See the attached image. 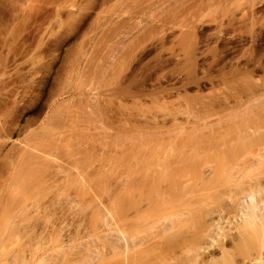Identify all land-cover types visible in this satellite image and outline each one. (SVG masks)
I'll list each match as a JSON object with an SVG mask.
<instances>
[{
  "label": "rangeland",
  "instance_id": "374dc122",
  "mask_svg": "<svg viewBox=\"0 0 264 264\" xmlns=\"http://www.w3.org/2000/svg\"><path fill=\"white\" fill-rule=\"evenodd\" d=\"M261 121L264 122V0H0V207H8L3 212L10 214L2 219L1 215L5 217V213L0 211V230L5 232L6 228H14L12 232H16L17 228L25 226L19 231L25 237L21 235L24 242L19 240V247L14 242V239H22L18 231V237L8 233L12 236L11 241L5 238L7 236L0 238L17 245V248L14 246L16 249L8 245L15 251L9 249V242L7 247L4 246L17 254L16 258L21 260L26 254L27 258L22 257L21 264L26 259L31 260L35 250L42 251L36 247L50 236L48 231L51 235L60 232L62 238L65 237L63 240H67L62 244L61 237H56L63 245L60 244L63 248L59 246V249L53 236L58 250L51 243V236L46 240L48 245L51 244L44 246L48 253L58 252L54 251L52 264L56 261L71 264L72 260L74 263L78 260L75 264H101L102 258L104 264L111 263L114 254L123 258L127 255L126 250L130 254L136 247H148L153 240L155 244L150 243L154 244L150 254L157 253L161 247L160 258L155 260L153 255L156 253L152 255L155 259L148 254L154 261L144 258L148 264H243L247 252L242 245L238 246L240 242L236 237L240 235L236 236L238 228L233 227L236 223L229 225V220L218 221L220 230L213 236L216 243L207 255L202 251L200 254L201 249L195 246L197 243L190 240L195 230L189 229L190 233L183 230L198 214L197 208L192 210L194 216L187 209L179 213L169 210L170 214L166 210L167 215L164 204L173 203L177 197L190 200L191 194L195 193L192 190L201 186L202 179L185 190L181 187L182 193L174 183L178 182L174 180L180 176L176 173L180 165L187 168L197 161L186 173L192 175L195 173L193 168L198 167L196 172L200 174L205 169L200 166L205 158L201 157L203 162H199L201 159H195V155L209 154L212 163L208 165H214L213 159L225 136L229 139L234 132L244 133L249 126L264 124ZM184 158L188 165L180 163ZM156 162L167 168H164L166 171L159 170L161 174L155 177L158 168H162L161 165L153 167L157 170L152 169ZM150 163L154 164L149 165L150 173L146 170L151 174L148 177L142 169ZM263 165L261 169L254 166L255 170L248 171L246 177H258L262 172L263 175ZM128 170L140 172L132 178ZM127 171L130 182L129 177L126 179ZM204 174L206 183L214 179V175H209L211 172L204 171ZM258 179L255 177L256 181ZM237 181L240 182V178ZM237 181L234 183L238 184ZM236 186L232 185V195ZM241 187L238 193L242 191ZM256 189L252 196L249 193L252 190L247 191L249 197L255 198L253 202L247 198L246 203H242L252 208L245 206L246 213L244 206H240V209L243 206V214L249 217L245 219L252 229L248 224L244 225L245 219L243 225L251 229L249 234L252 235L261 230L264 233V189L261 193L258 192L260 188ZM209 190L211 193L205 192L208 195L201 201L204 204L208 201L209 205L214 201L211 208L215 202L218 204L220 195L229 197L225 196L228 190L222 189L221 194V190ZM196 194L192 195L201 199ZM196 197L193 198L199 202ZM223 198L221 200L225 202ZM182 199L179 200L183 205L187 200ZM201 201L199 203L203 204ZM33 203L36 211L31 209ZM159 206L165 213V216L159 214L162 220L157 218L158 222L152 219L153 222L145 223L141 218L144 222H138L142 212L148 213ZM128 209L143 211L140 210L136 220L139 226L136 227L133 221L136 229L133 225V229L132 226L126 228L125 225H131L132 221L127 222L122 228L128 232L125 230L122 235L117 231L121 228L115 227L110 217H122ZM158 209H155L156 214L160 213ZM107 212L112 216L108 217ZM94 220L99 224L109 221L106 226L111 223L117 228L112 227L117 231L115 234L120 236L109 232L111 224L107 228L105 224L97 225L100 229L103 226L104 235L108 232L105 237L102 231L99 233L105 241L98 234L99 240L104 242L99 244L101 241L96 242L97 236L93 234ZM240 225H237L239 231L245 228ZM52 226L61 227L55 230ZM181 227L186 232L182 231L183 237L179 234L181 231L178 232ZM87 229L91 230L89 234ZM232 229L236 232L237 246L233 244ZM41 231L47 234L44 236ZM176 232L181 236L177 234V237ZM82 233L85 234L80 237H84L83 242H90L85 238L88 235L91 238V233L96 240L92 237L91 243L78 244ZM38 234L45 240L38 243ZM173 234L175 238H171ZM169 235L165 244L158 242L162 246L155 242L159 237ZM261 236L264 239V234ZM2 239L1 244L4 243ZM170 239L173 240L168 241ZM182 241L186 244L182 245ZM27 244L34 246L33 250ZM101 245L108 249L100 251ZM26 247L30 248L27 252ZM7 251L10 257L14 256ZM123 251L124 256L120 253ZM37 252L34 257L38 258L42 252ZM6 253H1L5 255L3 258L0 254V264L8 258ZM105 257L111 259L106 261ZM12 259L9 261L18 264V258L17 261ZM30 262L28 264L34 263Z\"/></svg>",
  "mask_w": 264,
  "mask_h": 264
},
{
  "label": "bare ground",
  "instance_id": "6f19581e",
  "mask_svg": "<svg viewBox=\"0 0 264 264\" xmlns=\"http://www.w3.org/2000/svg\"><path fill=\"white\" fill-rule=\"evenodd\" d=\"M261 122H262V121H261ZM262 123H264V122H262ZM247 125H248V124H247ZM251 126H252V125H251ZM252 127H253V129H251ZM252 127L249 126V127H248L249 130L246 129V131H245L244 133H241L242 131H241V132H238V134H237L236 132H234L235 134L231 135V137H230L231 139H230V138L227 139V136H225V137L223 138V140H224L225 138H226L227 140L225 139L224 142H223V140L221 139L222 142H223L222 144H220L221 148H220V146L217 147V149L220 148V149H219V152H217V153L215 154L216 157H214V159H213L214 161L212 160L213 163H214V165H208L209 163H212V162H211V159H210V160L208 159V157H209L208 155H209V154H208V155L205 154V153H202V154H199V155L197 154V157H196V155H195V159H201V160H198L199 162L202 161V158H203V157L205 158V159H203V161H204L203 165H200V166H202V167L205 168L206 170L203 169V172H201L200 174H199V173L197 174V172H196V169H197L198 167H197L196 169L193 168V169L195 170V173L193 172L194 174H193V173H192V175L187 174V173H189L188 168L191 169L192 166H193V164L195 165L197 161H196L195 163H193V164L191 163L192 166L187 167V168H186V167H183V166H181V165L179 164L181 167L179 166L178 171L176 170L177 172H176V171H175V172H176L177 174L180 173V174H179L180 176H179V178H178L177 180H174V181H178V182H174V183H176V186L179 187L180 189H181V187H182V188L185 190L186 187H191L192 184H194V183L196 184L197 182H200V181H197V180H201V179H202V180H201V182H202V183H201V186H202V187L199 186V188H197V190H196V189H195V190H192V191L195 192V193H192V192H191L193 195L196 194V193L198 192L196 195H197V196L200 195V196H201V199H200L199 196L196 197V196H193V195L191 194L192 197L190 196V197H191L190 200H189V199H188V200H187V199H184V197H182L183 199H182V198H179V199H182V201L187 200V201H185V202L183 203V205H182L181 200H179L178 197H177V199L175 198V201L173 200V201H174L173 203H175L176 201L179 200V201L181 202V204H180L179 201H178L177 203H175V204H173V203H171V204H164V205H165V208H164V209H165V212H167L166 210H168L169 214H170L172 211H173V212H174V211H178L177 213H179V211H182V210L184 211V209H187L186 211H191L192 213H191V212H190V213L194 216L195 211H192V210H193V208H194L195 210H196V208H197L196 212L198 211V214H195L196 216H194V220H193L192 215H191V218H192V220H193V221H192L193 223L190 222V221H188L187 224H188V223H189V224L187 225L186 229L183 228V230H185V231L188 230V231H187L188 233L191 232V231H189V229H193V231L195 230V231L192 233V237H193V238L191 237L190 240H193L194 242H196L197 244L194 243L193 245L196 244V245H195V246L197 247L196 249H198V247L201 249L200 251L198 250L199 253L201 254V251H202L203 253H205V255H207L206 253L210 250V248H213V247H212L213 244L216 243V242H214V238H215V237L213 238V236H215L214 234L217 233V232L220 230V229L218 230V228H219L218 226L220 225V223H219L218 221H221V222H225V221H226V222H227V221L229 220V223H228L229 225H230L231 223H232L231 225H233V223H234V224L236 223V224H235L236 226L233 225V227H234V228H235V227L238 228V229L235 228L236 231H237V233L235 232V230L233 231L234 228H233L232 231H230V232H231V237H233V239H234V243H233L234 246H237L238 244H239L238 246H241V245H242L243 249L247 252V253L244 255V257H243V260H242V261H243V264H264V239H261V238H260V237H263V236H261V235L264 234V233L262 232L263 230H261V232H257V233H259V234H257V235H256V234L252 235L251 233H250L251 235L249 234L250 230L252 229V228H251L252 226L249 225V222L247 221L248 219H245V218L248 217V216L245 215V214L247 213V208H249V207L252 208V206H251V205H248V206H249V207H248L247 205H245V206L247 207V208L245 209V206L242 204V203H244V202L246 203V199H247V198H248L247 201L250 200L249 198H251V200L254 198V197H251V196H252L251 193H253V191H254L253 194L255 195V192H256V191H255V188H258V189L260 188L259 190L256 189V190H258V192H260V193H261V191H262V188L264 189V177H263V179H261L262 176H264V174L262 175L263 172H262L261 174H258V177H257V175H256V176H255V175H249V176H251V178L254 177L253 179H251L250 177H246V175L249 173L248 171H251L252 169H254V166H255V168H256V167H257V168L260 167V169H261V165H263L262 163H264V161H263V158H264V144H263V143H264V124H261V123H260V124H257V127H256V126H255V127L252 126ZM245 128H247V126H246V127H242V129H244V130H245ZM240 130H241V129H240ZM244 130H243V131H244ZM240 134H242V136H240ZM234 136H235V137H234ZM237 136H238V137H237ZM239 136H240L241 139L244 140L246 143L243 142V141H241V139H238ZM242 137H243V138H242ZM262 144H263V147L261 146ZM259 148H260V149H259ZM255 149H256L257 151H256ZM218 153H220V154H219V156L217 157ZM198 157H199V158H198ZM201 157H202V158H201ZM186 160H187V159L184 158L183 160H181L180 163L185 165V164L187 163ZM203 161H202V162H203ZM260 163H261V164H260ZM153 164H154V163H153ZM153 164H152V163L147 164L148 166L145 165L144 170L142 169V171H145V172H144L145 175H149V173H150V171H149V170H150L149 165L151 166V165H153ZM157 164H158V163L156 162V163L154 164V166H152L151 168L157 170L156 168H153V167L156 166V167L158 168V167L161 166V165H162V168L159 167L160 169L158 168V171H159V170L161 171V169L167 168V167H165L166 165L163 166L164 164H162V163H161V164L159 163V164H160L159 166H158ZM168 164H169V163H168ZM259 164H260V166H259ZM186 165H188V164H186ZM189 165H190V164H189ZM256 165H258V166H256ZM263 166H264V165H263ZM182 167L184 168V170H183ZM193 167H194V166H193ZM195 167H196V166H195ZM148 168H149V169H148ZM174 168H175V167H174ZM181 168H182V170H181ZM257 168H256V169H257ZM186 169H187V171H186ZM193 169H192V170H193ZM146 170H147V172L149 171L148 174L146 173ZM155 170H152V171H155ZM164 170H165V169H164ZM169 170H170V169H169ZM173 170H175V169H173ZM254 170H255V169H254ZM254 170H253V171H254ZM128 171H130V173H132L131 170H128ZM128 171H127V172H128ZM132 171H135V169H132ZM160 171H159V173L157 172V173L155 174V177L158 176V174H161ZM162 171H163V170H162ZM165 171H166V170H165ZM204 171H207V174L211 172V174H209V175H210V176H213V175H214V179H213L212 177H211L212 179L209 177L211 180H209L210 182H208V180H207V183H206V182L204 181V180H205L204 177L206 176V174H204ZM208 171H209V172H208ZM256 171H257V170H256ZM138 172H140V171L138 170L137 173H136V172H135V173L133 172L132 175H130V173L128 172V173H126V175L128 174V175L132 176V178H133V174H134V176H136L135 174H138ZM171 172H174V171H171ZM175 172H174L173 174H176ZM186 172H187V173H186ZM245 172H246V174H245ZM141 173H142V172H141ZM182 173H183V174H182ZM184 173H185V174H184ZM205 173H206V172H205ZM239 173H240V174L244 173L245 177H243V176H244L243 174L240 176ZM251 173H252V171H251ZM203 174H204L205 176H204ZM128 175L126 176V179L129 177L130 180H129V179H127V180L130 182V181H131V177L128 176ZM145 175H144V176H145ZM238 175H239V176H238ZM142 176H143V174H142ZM247 176H248V175H247ZM259 176H260V177H259ZM145 177L147 178V176H145ZM148 177H151V174H150ZM238 177L240 178V182L242 181L241 183H240L239 181H237V179L239 180ZM241 177H242V178H245V179H242V180H241ZM255 177H256V178H260V179H258V181H256V180H255ZM234 178L236 179V181L238 182V184L240 183V185H239L240 187H241V184L243 183V184H242V187H241V188H242V189H241L242 191L239 190V191H240L239 193H238L237 190H238L240 187L238 186V184H235L236 181H234V180H235ZM247 178H249L248 181H247ZM250 179H251V180H250ZM146 180H147V179H146ZM244 180H245V183L243 182ZM252 180H253V181H252ZM254 180H255V182H254ZM259 180H260V181H259ZM234 182H235V183H234ZM177 183H179V184H177ZM262 184H263V185H262ZM180 185H182V186H180ZM216 185H218V186H216ZM232 185H237V186H238V187L236 186L238 189H236V187H233V189L235 188V190H236V192H235V190H233V192L236 193V194L234 193L233 195H232V193H230V192L232 191ZM184 186H185V187H184ZM211 186H212V187H211ZM230 186H231V188H230ZM262 186H263V187H262ZM205 187H206V188H205ZM214 187H215V188H214ZM220 187H221V188L223 187V188H222L223 190L226 189L225 187H227V188L229 187V188H230V189L228 188L229 190H228V189L225 190V191L228 190V191L226 192L227 194H225L226 197L229 196L228 198H223V197L220 195L221 198H219L220 196L217 197V199H218L217 203H218V204H216V202H215V205H214L213 208H211V207L213 206L212 204L214 203V201H212L213 199L210 200V201H212V204H210L211 207H210V205L208 204V203H210V202L207 201V203H206V201H204V202H205V204H204V203L201 201V200H203V198L207 197V195L209 194V191H210L209 189H211V188H213V190H214V189H217V191H218V190H221V192L219 193V194H221V193H222V189H221ZM179 188H178V189H179ZM218 188H220V189H218ZM224 188H225V189H224ZM180 189H179L178 192H181ZM183 189H181V190H182V193H183ZM207 189H208V191H207ZM253 189H254V190H253ZM213 190H212V191H213ZM243 190H244V192H245V191H246V192H247V191L249 192L250 190H252V192H251V191L249 192V193L251 194V196L249 197V193H248V192H247V193H246V192L244 193ZM260 190H261V191H260ZM214 191H215V190H214ZM225 191H224V193H225ZM205 192H207L208 194L206 195ZM242 192H243V193H242ZM263 192H264V191H263ZM201 193H202V194H201ZM210 193H211V191H210ZM224 193H223V194H224ZM229 193H230V194H229ZM241 193H242V196H245V197L242 198V196L240 195ZM180 194H181V193H180ZM223 194H222V195H223ZM245 194H246V195H245ZM247 194H248V197H246ZM175 195L178 196L179 194H176V192H175ZM202 195H203V196H202ZM204 195H205V196H204ZM257 195H258V194H257ZM257 195H256V197H257ZM260 195H261V194H260ZM182 196H184V194H182ZM209 196H210V195H209ZM225 196H224V197H225ZM179 197H180V195H179ZM193 197H196V200L199 198V200H200L201 203H203V204H200V203H199L200 201H199V202H198V201H195V198H193ZM222 198L225 200V202H224L223 200H221ZM192 199H193V200H192ZM206 199H207V198H206ZM206 199H204V200H206ZM227 199H229V200H228L229 205L226 204ZM254 199H255V198H254ZM254 199H253V200H254ZM220 200L223 201V205H224V203H225L226 205H224V206L221 205L222 203H221ZM251 200H250V202H251ZM253 200H252V202H253ZM262 201H263V199L261 198V202H262ZM198 203L200 204V206L202 205L203 207H202V206H201V207L199 206V208H198V207H197V206H198ZM263 203H264V202H263ZM263 203H261V205H263ZM172 204H173V206H171ZM160 205H161V204H160ZM167 205H168V206H167ZM169 205L171 206L170 208H169ZM196 205H197V206H196ZM204 205H206V206L204 207ZM241 205H243V206H244V210H246V211H245L246 213H244V214H243V211H242L243 206H242V208L240 209V206H241ZM261 205H260V206H261ZM33 206L36 207V206L34 205V203H33L31 209H32L33 211H36V208L34 209ZM162 206H163V205H162ZM162 206H159V207H158V208L162 209L161 211H160L158 208L151 209V210L154 212V214H153L154 217L156 216L155 218H151V217H149V219H148V215H150V216L153 217V215H151L153 212H152V211H149L150 209L148 210V211L150 212V214H149V212H148V213L145 212V211H146V210H145L144 213L142 212V214H141L142 217H139V215H140L141 211H143V210H141V209H137V210H136V209H135L136 211H134V210L131 211L130 209H128V211L126 212V214H125V215L123 214L124 216H123V215H122V217H121V216H119V217L117 216L118 220H116L117 218H115V217H114V218H115V219H114L113 216H112V214L110 213L111 216H112V217H110V219H111L110 222L112 221V222H113V225H114L115 227H117L118 229L121 228L120 230H117V231H119V232H118L119 234L122 233V235H123V234H125V232L127 231V229H125V230H126V231H125V230L122 228V226L124 227V224H126L127 222H128V223H131V221H132V223H133V221H134L135 224H136V227H137L138 224H137L136 222H137L138 220H139V221H138L139 223H140V221H142V222L146 221L145 223H149V222L152 221V219H153V220H157V218L160 220L161 218H160L159 214H162L163 216H165V213H164V214L162 213V211L164 212V209L161 208ZM166 206H167V207H166ZM193 206H194V207H193ZM207 206H209L210 208L207 207ZM255 206H256V205H255ZM255 206H254V207H255ZM30 207H31V206H30ZM156 207H157V204H156ZM163 207H164V206H163ZM228 207H229V208H228ZM254 207H253V211H255ZM3 208H4V209H3ZM3 208L0 207V209H2V210H0V211L2 212V214L5 213V214H4L5 217H3V215L0 214V215L2 216V219H3V218H6V216H9V215H10V214H8L9 211L6 212V211L8 210V207H7V208L3 207ZM191 208H192V209H191ZM257 208H258V207H256V209H257ZM31 209H30V210H31ZM37 209H38V208H37ZM155 209H156V210L158 209V211H160V213L157 212L158 215L156 214ZM188 209H189V210H188ZM238 209H240L241 211L238 210ZM249 209H250V208H249ZM263 209H264V208H263ZM4 210H6V211L3 212ZM140 210H141V211H140ZM169 210H170L171 212H170ZM260 210H261V208H260ZM33 211H31V212H33ZM238 211H239L242 215H241L240 213H238ZM256 211H257V210H256ZM263 211H264V210H263ZM1 212H0V213H1ZM108 212H109V211H108ZM108 212H107V213H108ZM168 212L166 213L167 215H168ZM173 212H172V213H173ZM261 212H262V211H261ZM261 212H260V213H261ZM107 213H106V214H107ZM175 213H176V212H175ZM175 213H174V214H175ZM182 213H183V212H182ZM252 213L254 214L255 212H252ZM252 213H251V214H252ZM6 214H7V215H6ZM31 214H32V213H31ZM108 214H109V213H108ZM108 214H107V215H108ZM110 214L108 215V217L110 216ZM143 214H144L145 216H146V214H147V218H146ZM155 214H156V215H155ZM187 214H188V213H187ZM162 215H161V217H163ZM255 215H256V213H255ZM1 216H0V217H1ZM143 216H144V217H143ZM170 216H171V215H170ZM243 216H244V217H243ZM245 216H246V217H245ZM261 216H263V214L260 215V217H261ZM138 217H139V219H138ZM175 217H176V216H175ZM96 218H98V217H96ZM112 218H113L115 221H113ZM141 218H144V221H143V219H141ZM167 218H168V217H167ZM221 218H222V219H221ZM248 218H249V217H248ZM253 218H254V216H253ZM253 218L251 217V218H250L251 220H250V219H249V220L252 221ZM257 218H258V217H257ZM137 219H138V220H137ZM150 219H151V220H150ZM224 219H225V220H224ZM244 219L246 220L247 223L244 222ZM255 219H256V218H255ZM261 219L263 220V218H261ZM97 220L100 221L99 218H98ZM136 220H137V221H136ZM147 220H148V221H147ZM161 220H162V219H161ZM165 220H166V219H165ZM167 220H168V219H167ZM262 220H261V221H262ZM98 221H95V220L93 221V222H95L94 224H96V226H94V225L92 224L93 222H91V224L94 226V227L92 226L93 228H92V227H91V228L93 229V234H94L95 236H97V240H96V238L93 236L92 233L90 234V236L92 235L91 238L88 237V236H89V235H88V234H89V231L91 232V230H88V229H87V230H88V234H87L88 236H86L85 239H86V240H87V238L90 239V242H88V241H87V242H86V241L83 242V241L81 240V239H83L84 237H83V238H80V237H81V236H85V234L82 233V235L79 236L80 242H79V240H78V244L91 243L93 239H95L96 242H100V241H101L99 244H103V243H104V242H102L103 239H102V240H99V239H101V238H98V237L102 236V238H104L105 236H107L106 234H108V232L106 231L107 233L104 235L103 233H104L105 231H104V232L102 231V229H104L103 226L101 227L102 229H100V228H96V227H97V225L100 226L101 224H102V225L105 224L104 227L107 228L108 226H110L111 223H110V224H107V226H106V223H109V221H107V222L104 221L105 223H101V222H100V224H99ZM129 221H130V222H129ZM96 222H98V223H96ZM142 222H141V223H142ZM152 222H153V221H152ZM157 222H158V220H157ZM157 222H156V223H157ZM252 222H253V221H252ZM259 222H260V221H259ZM263 222H264V221H263ZM132 223H131V225H130V224H129V225L126 224L125 227H126V228H130L132 225L134 226L135 224H134V223L132 224ZM240 223H241L242 225H243L244 223H246V224H244V225H247V224H248L249 227L251 226V227H250L251 229H250V228L248 229V227H247L248 225H247L246 227L243 225V227H245V228H243V229H244V232L246 231V228H247L248 232L246 231L245 233H244V232L242 233L243 229H241V231H239L240 228H239V226H237L238 224L240 225ZM256 223H257V221H255V224H256ZM142 224H143V223H142ZM190 224H192V225L194 224L195 226H194V225H193V226L195 227V229H194L193 226H190L191 228H188V226H189ZM252 224H254V222H253ZM261 224H262V223H261ZM20 225H22V224L20 223ZM20 225H19V226H20ZM113 225L111 224V226L109 227V228H111V229H109V230H111V231H109V232L112 233L113 235H115L116 237H117V235L120 236L118 233L115 234V233L117 232V231H115L117 228L115 229V227H113ZM157 225H158V224H157ZM90 226H91V225H90ZM99 226H98V227H99ZM129 226H130V227H129ZM133 226H132V229H133ZM138 226H139V225H138ZM262 226H263V225H262ZM262 226H261V227H262ZM0 227H1V226H0ZM22 227H23V226H21V228H22ZM60 227H61V226H60ZM60 227H59V228H60ZM112 227H113L115 230H114ZM136 227L134 226L135 229H136ZM196 227H197V229H196ZM217 227H218V228H217ZM223 227H224V226H223ZM229 227H230V226H229ZM240 227H241V225H240ZM258 227H260V226H258ZM261 227H260V228H261ZM21 228H20V229H21ZM26 228H27V227H26ZM28 228H29V227H28ZM52 228H55V230L59 229V228L56 229V227H53V226H52ZM91 228L89 227V229H91ZM143 228H144V227H143ZM143 228H142V229H143ZM187 228H188V229H187ZM220 228H221V227H220ZM8 229H10V228H6V229H4V230L7 231V233H6V231H5V232H4V231H1V230H3V229H1L0 231H1L2 233H3V232H4V233H3V234L0 233V236H1V235H2V236H7V237H5V238H7V240L11 241V237L14 236L13 233H15V235H16V234H17V231L19 232L20 229L17 228L18 230H17L16 232H12V230L15 231L14 228L10 229L11 232H8V231H9ZM23 229H25V226H24V228H22L21 230H23ZM43 229H46V228H43ZM50 229H51V228H50ZM98 229H100V230H98ZM122 229H123V232H122ZM135 229H134V230H135ZM150 229H151V228H150ZM221 229H223V228H221ZM52 230H53V229H51V231H52ZM55 230H54V231H55ZM87 230H85V232H86ZM106 230H107V229H106ZM112 230H114L115 232H114V231L112 232ZM161 230H162V229H161ZM177 230H178V228L176 229V231H177ZM183 230H182V227H181L180 230H178V232L181 231V233L179 232V234H181L182 237H183V235L186 233V232L183 231ZM196 230H197V231H196ZM226 230H227V229H226ZM226 230H224V231H226ZM43 231H44V230H43ZM43 231H41V232H42V234H43L44 236H45L47 233H48L47 235L50 234V236H51V238H52V239H51V241H52L51 243H53V244H54V242H53V241H54V240H53V236H54L55 239H57V241H59V242H60V240L58 239L59 237H61V240H63V239L65 238V237L62 238V235H61L62 233L60 234V232L58 233L57 231L54 232V234H52V235H51V233H49V231H48L47 233H45V232L43 233ZM45 231H47V230H45ZM51 231H50V232H51ZM101 231H102V234L104 235V237H103V235H100V234H101ZM120 231H121V232H120ZM124 231H125V232H124ZM148 231H149V230H148ZM182 231L185 232V233L182 234ZM216 231H217V232H216ZM259 231H260V229H259ZM21 232H23V231H21ZM85 232H84V233H85ZM127 232H128V231H127ZM163 232H164V231H163ZM168 232H169V231H168ZM168 232H167V233H168ZM172 232H173V231H172ZM172 232H171V233H172ZM174 232H175V230H174ZM234 232L236 233V236H239V235H240L239 238H237V237L235 236ZM252 232H253V231H252ZM8 233H9V234L12 233V236L9 237L10 235H9ZM19 233H20V232H19ZM39 233H40V232H39ZM65 233H66V232H65ZM86 233H87V232H86ZM99 233H100V234H99ZM139 233H140V232H139ZM145 233H146V232H145ZM223 233H224V232H223ZM246 233H248L249 235H247ZM253 233H256V232H253ZM42 234H41V236L38 234V235H39V236H38L39 239H40V237H44V236H42ZM58 234H59V235H58ZM98 234H99L100 236H98ZM143 234H144V233H143ZM160 234H161V233H160ZM174 234L177 235L178 233L176 232V233H174ZM174 234H173V235H174ZM179 234H178V235H179ZM193 234H195V235H193ZM232 234H234V236H233ZM237 234H238V235H237ZM21 235L23 236V234H21V233L18 234V236H19L20 238L22 237ZM56 235H57V236H56ZM122 235H121V236H122ZM135 235L137 236L136 233H135ZM139 235H141V234H139ZM139 235H138V236H139ZM145 235H146V234H145ZM176 235H174L173 237H171V235L166 236V237L163 236V237H162L163 239L159 237L157 241L155 240V242L158 243L159 241H161V242H163V243H162V245H163V244L166 243V242H164V241H167L168 237H169V238H170V237H171V238H175ZM178 235H177V237L181 236V235H179V236H178ZM258 235H259L260 237H259ZM2 236H1V237H2ZM16 236H17V235H16ZM16 236H15V237H16ZM18 236H17V237H18ZM50 236H48V238H47V236H46V240L49 239ZM66 236H67V235H66ZM133 236H134V235H133ZM159 236H160V235H159ZM225 236H226V235H225ZM228 236H229V235H228ZM17 237H16V238H17ZM23 237H24V236H23ZM23 237H22V239L17 238L18 240L14 239V242H15L18 246L15 245L14 243L12 244L11 242H9V241L6 240L7 242H9V243L7 244V242H4V240H5L4 237H3V239L0 238V240L2 239V241L4 242V243L2 242L4 245L0 243V244H1L0 246L2 247V249L5 248V247H7L8 245L13 246V247H14V246H15V247H16V246L19 247L20 244H19L18 242H19V240L21 241V240H23V239L25 238V237H24V238H23ZM38 237H37L36 239H38ZM56 237H58V238H56ZM68 237H69V233H68L67 239H68ZM92 237H93V239H92ZM128 237H129V236H128ZM234 237H236V239H239V240H237V242H240V243L236 244L237 242L235 241L236 239H235ZM123 238H124V237H123ZM130 238H131V237H130ZM164 238H165V239L167 238V239L164 240ZM223 238H224V237H223ZM39 239H38V241H39L38 243H40V241L45 240V238L40 239V240H39ZM77 239H78V238H77ZM77 239H75V240H77ZM91 239H92V240H91ZM118 239H119V238H118ZM181 239H185V238H180V240H181ZM231 239H232V238H231ZM233 239L231 240L232 242H233ZM15 240H16L17 242H16ZM46 240H45V241H46ZM98 240H99V241H98ZM133 240H134V239H133ZM147 240H148V239H147ZM162 240H163V241H162ZM172 240H173V239H170V240H168V241H172ZM216 240H217V239H216ZM12 241H13V240H12ZM36 241H37V240L34 241V246H35V242H36ZM45 241H43L44 243H43L42 245H41V243H40L41 247H40V245L37 244V242H36V244H37L38 247L35 246L36 249H38V248L41 249V248H42V251H41V252H42V254H44V258L42 257V256H43L42 254H41V255L39 254L40 251L37 252V250L34 249V250L39 254L38 258H37V257H34V256H35V251H34V252L32 253L33 255L31 256L32 259H31V260H27V259H26V261L23 262L24 264H28L29 261L35 263L36 261L38 262V261L41 260V259H42V260H41L40 262H38V264H41V263H42V264H44V263H45V264H49V263L52 264L51 262L53 261V260H52V259H53V256H55V254H56L57 251L54 250V251H56V252L53 251V252H51L52 255H50V254L48 253L46 247H44V246H45L46 243H47L46 246L50 247L51 244L48 245V241H46V242H45ZM49 241H50V240H49ZM57 241L55 240V243H56L57 247L59 248V246H60L61 248H63V247H62V246H63L62 244H66L65 241H67V240H66V239L63 240L64 242L61 241L62 244H61V242L58 244ZM69 241H70V240H69ZM69 241H68V245H67V246L70 245ZM81 241H82V243H81ZM104 241H105V238H104ZM125 241H126V240H125ZM183 241H185V240H183ZM183 241H182V242H183ZM193 241H191V242H193ZM23 242H24V240H23ZM76 242H77V241H76ZM127 242H128V241H127ZM161 242H159V243H161ZM185 242L187 243V240H186ZM235 242H236V243H235ZM10 243H11V244H10ZM21 243H22V242H21ZM74 243H75V241H74ZM143 243H144V242H143ZM150 243H154V240H153L152 242H149V244H148V245H149L148 247H149L150 249H149L147 246H145V247H147L146 249H145V247H142L141 249H139V247H140V246H139L138 248L136 247L135 249H132L133 251L131 250V251L133 252L132 254H131V251H130V254H129V252H128L129 250H126V247H125V250H126L125 252L127 253V255L124 256V254H123V253H125L124 251H123V252H120L121 254H123V256H124L123 258H121L120 254H118V253L116 254L117 256L114 254V257H113V258H112V255H108V256L111 257L112 259H114L115 257H118V258H117V259H114V260H116V261H114V260H112V259L109 258V257H105V259H107L106 261H109V259H111L110 261H112L111 263H110V262H108V263L105 262V263H106V264H142L143 260H144V263H145L146 260H147V258H148V259L150 258L149 255L151 256V258L155 259L156 257H159V256H160V255H158V252L161 251V247H159V249H160L159 251H157V250L155 249V250L157 251V253L154 252V250L152 251V252L156 253L155 255H153L154 253H153V254H150V253H151L150 251L152 250L153 245L155 244V243H154L153 245H152V244L150 245ZM159 243H158V244H159ZM186 243L183 242L182 245H184V244H186ZM6 244H7V246H6ZM22 244H23V243H22ZM60 244H61L62 246H61ZM76 244H77V243H76ZM76 244H75V245H76ZM78 244H77V245H78ZM125 244H127V243H125ZM158 244H156V246H157ZM235 244H236V245H235ZM27 245H28V247H30V248L32 247L30 244H27ZM146 245H147V244H146ZM162 245L159 244V246H162ZM175 245H176V244H175ZM178 245H179V244H178ZM215 245H216V244H215ZM4 246H5V247H4ZM10 246H8V247H10ZM34 246L31 248V250H33ZM53 246L55 247V244H54ZM65 246H66V245H65ZM97 246H98V245H97ZM142 246H143V245H142ZM156 246H155V248H158V247H156ZM1 247H0V249H1ZM15 247H14V248H15ZM17 247H16V248H17ZM28 247L25 248V252H27V250L30 249V248H28ZM57 247H55V248L57 249ZM101 247H102V248H100V251H102V252H104V251L106 250V248H107L106 246H105V248H104L102 245H101ZM151 247H152V248H151ZM175 247L177 248V245H176ZM181 247H183V246H181ZM181 247H180V248H181ZM184 247H185V246H184ZM11 248H12V247H10L9 249H11ZM16 248H15V249H16ZM27 248H28V249H27ZM43 248H45L46 250H45V249L43 250ZM61 248H59V249H61ZM97 248H98V247H97ZM2 249H1V250H2ZM9 249H8V248H7V249L5 248V249H3V252H2V251H0V252L5 254V253H6L5 250H6V251H7V250L9 251ZM12 249H13V248H12ZM26 249H27V250H26ZM98 249H99V248H98ZM101 249H102V250H101ZM104 249H105V250H104ZM107 249H108V248H107ZM112 249H113V248H112ZM112 249H111V250L109 249L108 251L111 252ZM136 249H137V250H136ZM143 249H144V250H143ZM181 249H182V248H181ZM183 249H184V252H183L182 250H181V251H182L183 253H185L187 247H186V248H183ZM13 250H14V249H13ZM52 250H53V249H52ZM57 250H58V249H57ZM103 250H104V251H103ZM135 250L138 251V252H136ZM139 250H140V251H139ZM149 250H150V251H149ZM8 251H7V252H8ZM14 251H15V250H14ZM43 251H44V252H43ZM108 251H107V252H108ZM134 251H135V253H134ZM219 251H220V250H219ZM12 252H13V251L10 250L8 253H10L11 255H13L14 253L12 254ZM41 252H40V253H41ZM147 252H149V253H147ZM189 252H190V250H189ZM220 252H221V251H220ZM1 253H0V254H1ZM23 253H24V251H23ZM23 253H22V254H23ZM46 253H47L48 255H47ZM53 253H54V254H53ZM108 253H109V252H108ZM108 253H107V254H108ZM113 253H114V252H113ZM145 253H147V254H145ZM187 253H188V252H187ZM208 253H209V252H208ZM28 254H30V252L27 253V256H28ZM45 254H46V255H45ZM57 254H58V252H57ZM110 254H111V253H110ZM144 254H145V255H144ZM148 254H149V255H148ZM159 254H161V253H159ZM189 254H190V253H189ZM1 255H2V256H1ZM1 255H0V256H1L2 258L5 256V255H3V254H1ZM24 255H25V256H24ZM146 255H148V257H147ZM152 255L155 256V258H154ZM156 255H157V256H156ZM202 255H203V254H202ZM15 256H18V255H17V254H14V256H12V257H14L16 261H17V258H18V262H16V263H18V264H19V263L21 264V260H23V258H24V259L27 258V257H26V254H23V256H22L23 258L21 257V260L19 259V257L16 258ZM36 256H37V254H36ZM45 256H49V257H47L49 260H48ZM50 256H51L52 258H50ZM143 256H146V257H143ZM199 256H200V255H199ZM1 257H0V260H1ZM6 257H8V258L5 259V260L3 259V260H4V261H3V264H12L13 262L9 261V260L12 259V257H10V255L7 254V253H6ZM9 257H10V258H9ZM41 257H42V258H41ZM98 257L100 258V261H101V255L98 256ZM14 258L12 259V261H14ZM33 258H34V260H33ZM40 258H41V259H40ZM142 258H143V259H142ZM144 258H146V260H145ZM159 258H160V257H159ZM35 259H36V261H35ZM46 259H47V260H46ZM50 259H51V261H50ZM211 259H212V258H210L209 260H211ZM19 260H20V261H19ZM45 260H46L47 262H45ZM71 260H72V259H71ZM103 260H104V259L102 258L101 264H104V261H103ZM149 260L151 261L152 259H149ZM149 260H148V261H149ZM155 260H157V258H156ZM212 260H213V259H212ZM1 261H2V260H1ZM42 261H44V263H43ZM77 261H78V260H77ZM77 261H76V262H77ZM98 261H99V259H98ZM98 261H96V262H98ZM100 261H99V263H100ZM113 261H114V262H113ZM150 261H149V263H150ZM25 262H26V263H25ZM31 262H30V263H31ZM54 262H55V260H54ZM70 262H71V261H69V263H70ZM76 262H75V263H76ZM152 262H154V261L152 260ZM152 262H151V264H152ZM207 262H208V261H207ZM213 262H214V261H213ZM14 263H15V262H14ZM14 263H13V264H14ZM34 263H33V264H34ZM55 263L57 264V263H59V262L56 261ZM55 263H53V264H55ZM75 263H74V261L72 260L71 264H75ZM93 263H95V262H93ZM144 263H143V264H144ZM204 263H205V262H204ZM210 263H211V262H210ZM35 264H37V263H35ZM59 264H60V263H59ZM62 264H63V263H62ZM64 264H65V263H64ZM66 264H67V263H66ZM95 264H96V263H95ZM97 264H98V263H97ZM145 264H148V263H145ZM154 264H155V263H154ZM156 264H157V263H156ZM207 264H208V263H207Z\"/></svg>",
  "mask_w": 264,
  "mask_h": 264
}]
</instances>
